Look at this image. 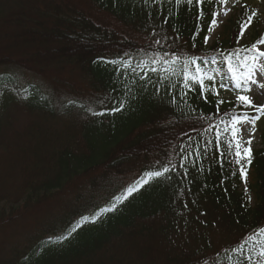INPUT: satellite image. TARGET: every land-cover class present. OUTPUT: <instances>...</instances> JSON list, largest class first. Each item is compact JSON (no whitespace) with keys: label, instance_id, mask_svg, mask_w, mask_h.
Wrapping results in <instances>:
<instances>
[{"label":"trees","instance_id":"obj_1","mask_svg":"<svg viewBox=\"0 0 264 264\" xmlns=\"http://www.w3.org/2000/svg\"><path fill=\"white\" fill-rule=\"evenodd\" d=\"M77 1L0 0V65L39 73L51 61L81 64L85 80L96 91L91 92L95 97L69 98L54 95L10 67L0 73V204L5 199L31 200V193L40 190L66 189L88 172L101 170L106 178V184H93L106 186L100 199L89 196L75 215L55 223L46 238L30 245L13 264H34V258L39 264H264V148L252 151L247 166L256 175L257 204L252 208L239 191L240 166L226 144L230 133L222 131L217 144L215 129L206 131L209 125L222 130L221 121L232 115H258L216 93L231 85L233 93L248 95L244 81L237 87L226 57L251 47L260 36L249 46H236L235 36L208 47L207 31L222 6L218 0H88L116 20L115 28L96 23ZM244 19L233 23L236 30ZM248 55L232 57L241 72ZM173 56L179 57L171 66L175 74L163 62ZM193 60L190 71L201 68L204 85L189 81L186 88L182 69L185 61ZM109 61L130 63L127 70L142 81L139 93L145 100L133 126H116L111 119L113 109L119 107L120 114L124 110L119 87L131 90L137 85H118L102 69ZM36 66L45 67L39 71ZM16 110L29 119L23 134L14 127ZM74 115L83 119L85 148L64 146L45 153L44 143L54 138L45 127ZM22 137L37 148H22ZM62 139L68 144V138ZM169 161L176 167L165 174L168 178L146 176ZM125 167H137L131 182L109 188L108 178ZM129 188L136 190L129 194ZM145 222L159 223L157 232L144 227ZM217 228L232 239L216 244ZM156 235L167 247L155 262L156 245L147 253L136 240L151 242ZM133 245L132 251L147 254L145 258L130 259Z\"/></svg>","mask_w":264,"mask_h":264},{"label":"rangeland","instance_id":"obj_2","mask_svg":"<svg viewBox=\"0 0 264 264\" xmlns=\"http://www.w3.org/2000/svg\"><path fill=\"white\" fill-rule=\"evenodd\" d=\"M76 5L80 9L86 10L91 16L94 17L96 23L110 25L116 27V20L110 15L102 12L98 7L88 0H79ZM90 2V3H89ZM225 8L228 9V14L223 15ZM255 11L257 14L253 17L252 22L243 32L241 36V26L244 23L246 17ZM221 13L219 16H214L217 20V25L213 26L211 31H207L206 45L208 47H213L217 43H227L230 39L236 36L237 42L236 46H249L251 45L255 38L260 36L264 38V0H228L226 5H222L217 11ZM245 17L239 25V29H235L233 23L237 22ZM209 27V28H210ZM239 31V32H238ZM205 37V38H206ZM261 50H264V45H258ZM109 54H102L100 56L107 57ZM36 56V55H34ZM33 56V58H34ZM99 57V56H98ZM38 58V57H37ZM48 67L36 66L39 71L44 68L43 72L32 73L31 71L21 69L20 67L9 66L13 72L22 74L26 79L37 82L44 86L48 90H52L54 95H63L69 98H86L95 97L96 93L88 81L84 78V72L82 70L81 64L78 66H72L62 60V63L51 61L45 63ZM9 67H4L0 65V73L10 69ZM102 69H106L115 76V81L117 80L118 85H124L127 81H130L137 86L128 90L125 87H119L122 90V97L124 105L123 113L120 114L118 111H112L111 119L114 120L116 126L119 125H130L133 126L134 120L141 115L143 101L145 98L139 93V85L142 83L136 76L132 75L124 64H104ZM131 75H130V74ZM255 75L257 79V84H249L248 96L252 99L253 105H264V87H259L258 85L264 83V58H259L257 66L255 68ZM233 87L229 85L228 89L225 91L217 90L218 96H220L224 101L229 103H236L237 93H233ZM237 92V91H236ZM151 105L153 106L152 102ZM242 108L249 109L245 105ZM159 111V110H158ZM156 111V112H158ZM14 112V107H12L9 113ZM19 114L18 123L15 124V128L20 130L23 134L24 129L27 128L29 119L26 115ZM83 119L77 115L72 117H65L57 121L52 120L46 130L54 134V138L47 143H44L45 153L53 154L59 149H63L64 146H69L72 151L75 149H84L85 145L83 142L82 124ZM129 126V127H130ZM241 134L243 139L246 141L251 139V151L259 150L264 148V141L262 138V133L264 131V116L256 121L255 129L251 124L240 125ZM32 129V127H31ZM62 138H68V144H66ZM27 140V139H26ZM18 144L24 148L28 149L33 147L37 148L32 141H23V137L18 141ZM243 163V161H242ZM137 167H125L121 169L116 175H112L108 180L111 185V189L116 186H126L128 185L132 178L133 173ZM241 174V173H240ZM22 180V179H21ZM21 180L17 183L20 185ZM255 180L256 175L254 170H249L247 168V180L240 175V187L239 191L244 194L247 203L254 208L257 204L256 193H255ZM95 181L105 182L106 178L103 177V171L98 172H88L82 176L74 179L69 187L62 190H54L51 193H45L43 190L38 191V193H31V200H20L12 201L3 200L0 204V264H13L18 259L23 257L26 249L39 241L40 239L46 238L49 231L55 223H58L63 218L75 215L80 209L84 201L89 200V196L96 195L97 198H101L105 194L106 186L97 184L96 187L93 185ZM17 190L14 191L16 193ZM13 193V194H14ZM82 195V197H81ZM14 196V195H12ZM249 197L251 199H249ZM95 199V200H96ZM144 227H151L156 233L159 228V223L145 222L142 224ZM162 236L156 235L155 239L151 242L145 239H137L136 245L139 247H145L146 252L155 247L156 250L153 252V258L160 259L163 247H167V243L161 238ZM232 235H226L223 231L217 228L214 232L213 239L216 244L220 245L224 240H230ZM136 245L129 247L130 259L139 260L145 258L147 254L135 253L132 250L135 249ZM172 251V248L171 250ZM39 259L34 258L32 263L39 264ZM147 263V262H144ZM158 263V262H157ZM161 264V263H158Z\"/></svg>","mask_w":264,"mask_h":264},{"label":"snow or ice","instance_id":"obj_3","mask_svg":"<svg viewBox=\"0 0 264 264\" xmlns=\"http://www.w3.org/2000/svg\"><path fill=\"white\" fill-rule=\"evenodd\" d=\"M188 3H192L193 0H187ZM220 5H226L228 3V0H218ZM197 3H204V0H197ZM228 14V9L225 8L223 15ZM256 12L252 11L245 19L244 23L241 26V36L243 35V32L247 29V27L250 25V23L253 20V17L256 16ZM221 13H214V16H219ZM211 24L213 26L217 25V20L214 18L211 21ZM212 28H209V31H211ZM207 37L205 38V42H207ZM159 43V41H157ZM258 45H264V38H261L257 40L255 43L251 45V47H245L239 50L234 51L233 53L229 54L228 57H226L228 64H229V70L232 72L233 77L237 81V87L239 88L241 86V82H245V87L244 91H250V88L248 87L249 84L256 85L257 84V79L255 75V68L258 63L259 58H264V50H261ZM240 52L248 53L249 55L246 56L242 63L241 67L246 68V71L241 72L239 68L236 66V64L233 62L232 57L233 56H239ZM163 59V58H161ZM179 60V57L173 56L171 59H166L163 60V62L167 65H169V68L166 69V71H173V74H175L174 69L171 67L175 63H177ZM159 61L153 60V64L158 63ZM109 63H117L116 61H109ZM126 68H131V64L128 62H124ZM193 61H185L184 66L182 69V74H183V80L185 87H190L189 81L195 82V84L200 85L203 87L204 85V76L202 74V69L197 67L195 69V73H192L190 71V64H193ZM135 71V69H133ZM152 71H156L155 68L152 69ZM213 77L209 76L208 80H212ZM259 87H264V83H261L258 85ZM213 91H215L213 89ZM218 95V93H216ZM237 100L241 105L249 106L252 107L258 115L250 117L247 113H245L242 116L238 115H232L230 120L225 122L221 121V124L223 125V129L221 130L218 126L216 125H209V128L206 129V131H211L215 129V139L217 144L220 142V137L222 134V131L225 133H230V138L226 140V144L229 147L230 153L234 156V162L235 164L239 165L240 168V173L241 175L245 178V182L247 180V166L251 165L252 163V151H251V139L244 140L243 136L241 134V128L240 125L242 124H251L253 127V130L255 129V124L258 119L261 118V116H264V105H253L252 99L248 95H238ZM219 103H223V101H219ZM120 108L117 107L113 109V111H119ZM208 143H211L209 141ZM234 150V151H233ZM183 151V148L181 149ZM197 155H199V151L197 150ZM184 159L187 160L188 156H184ZM243 161V163H242ZM170 165V166H169ZM183 167V165H180ZM176 165L171 164V161L168 162V164L162 165L160 170L157 171H151L146 173V176L150 178H168L166 177L165 174L170 173V171L174 170ZM186 174V173H185ZM141 183H147V180L141 181ZM135 188H129L128 192L131 194L133 191H135ZM249 199H251L249 197ZM87 219V218H85ZM75 231V229H73ZM262 232H264V229H261ZM70 234V233H69ZM261 256H264V250L260 252Z\"/></svg>","mask_w":264,"mask_h":264}]
</instances>
